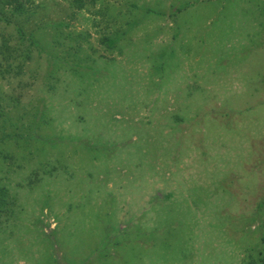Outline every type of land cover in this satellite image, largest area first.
<instances>
[{
  "label": "rangeland",
  "instance_id": "obj_1",
  "mask_svg": "<svg viewBox=\"0 0 264 264\" xmlns=\"http://www.w3.org/2000/svg\"><path fill=\"white\" fill-rule=\"evenodd\" d=\"M264 220V0H0V264H239Z\"/></svg>",
  "mask_w": 264,
  "mask_h": 264
},
{
  "label": "trees",
  "instance_id": "obj_2",
  "mask_svg": "<svg viewBox=\"0 0 264 264\" xmlns=\"http://www.w3.org/2000/svg\"><path fill=\"white\" fill-rule=\"evenodd\" d=\"M239 264H264V220L262 230L255 248L243 255Z\"/></svg>",
  "mask_w": 264,
  "mask_h": 264
}]
</instances>
